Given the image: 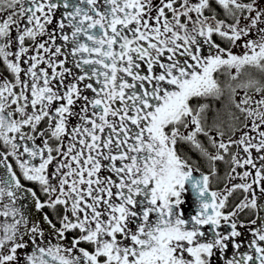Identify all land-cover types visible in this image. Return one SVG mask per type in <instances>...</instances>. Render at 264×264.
<instances>
[{
    "label": "snow or ice",
    "instance_id": "obj_1",
    "mask_svg": "<svg viewBox=\"0 0 264 264\" xmlns=\"http://www.w3.org/2000/svg\"><path fill=\"white\" fill-rule=\"evenodd\" d=\"M0 264H264V0H0Z\"/></svg>",
    "mask_w": 264,
    "mask_h": 264
},
{
    "label": "flooded vegetation",
    "instance_id": "obj_2",
    "mask_svg": "<svg viewBox=\"0 0 264 264\" xmlns=\"http://www.w3.org/2000/svg\"><path fill=\"white\" fill-rule=\"evenodd\" d=\"M187 198H188V200H189V204H190V203H191V196H188ZM250 218H252V217H251V214H248L247 216H243V217H242V219H245V220L250 219Z\"/></svg>",
    "mask_w": 264,
    "mask_h": 264
}]
</instances>
